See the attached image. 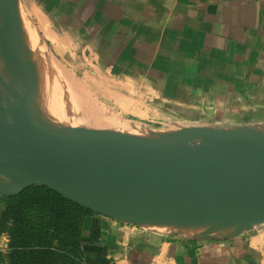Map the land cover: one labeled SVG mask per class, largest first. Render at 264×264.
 Here are the masks:
<instances>
[{
    "label": "crops",
    "instance_id": "1",
    "mask_svg": "<svg viewBox=\"0 0 264 264\" xmlns=\"http://www.w3.org/2000/svg\"><path fill=\"white\" fill-rule=\"evenodd\" d=\"M23 1L71 63L89 65L90 86L101 82L137 122L264 125V0ZM84 232L94 264H264V222L206 239L185 236L210 232L192 223L94 213Z\"/></svg>",
    "mask_w": 264,
    "mask_h": 264
},
{
    "label": "water",
    "instance_id": "2",
    "mask_svg": "<svg viewBox=\"0 0 264 264\" xmlns=\"http://www.w3.org/2000/svg\"><path fill=\"white\" fill-rule=\"evenodd\" d=\"M2 9L5 25L13 31L11 6L0 5ZM7 113L28 131L29 141L49 151L64 168L56 171L34 162L0 134V172L21 175V182L13 187L0 183L2 195L42 185L98 214L133 225L242 221L227 234L177 233L192 238H230L264 222V135L233 133L240 129L264 133V125L159 132L180 141L202 138L206 142L180 149L106 130L97 133L51 117L46 119L50 123L38 121L37 115L23 107ZM43 125L57 128L76 146L59 143ZM88 200H97L106 208Z\"/></svg>",
    "mask_w": 264,
    "mask_h": 264
},
{
    "label": "rangeland",
    "instance_id": "3",
    "mask_svg": "<svg viewBox=\"0 0 264 264\" xmlns=\"http://www.w3.org/2000/svg\"><path fill=\"white\" fill-rule=\"evenodd\" d=\"M0 5L11 6L10 11L14 24V30L10 31L3 19L4 13L2 12L4 10H0V105L6 111H10L15 107L13 100H16L24 103L17 106H26L23 108L27 110L31 109L29 107H34L35 110L39 108L36 112L38 113V121L43 120L50 123L46 120L51 117L50 114L58 115L60 117L56 119L64 123L78 124L89 131H102V128L103 130L106 128V131L118 135L132 136L134 139L141 141L147 139V142H151L152 138L158 135V132L185 127H201L200 125L181 126L161 120L149 121L144 119L141 123L137 122L134 120L133 111H127L128 109L113 105L111 97L102 93L104 88L101 82L95 83V87L90 86L92 82L87 79L89 65L80 62L78 64L71 63L69 56L71 49H63L56 45L55 39L46 30L45 26L40 24L38 18L30 14L23 0H0ZM0 116V122H3L5 127L18 129L22 126L20 122H14L13 117ZM104 124L108 125V129L107 127L104 128ZM110 126L113 130L116 127L117 131L111 130ZM233 132H245V134L254 136L264 135L263 132L247 129ZM163 139L174 144L172 140H168V137L167 140ZM24 141L30 155L37 163L50 169L58 168L59 164L55 158L46 155L44 153L45 149L36 146L34 142L29 141L26 137ZM164 141H158V144H168ZM190 143L189 146H193L192 142ZM12 176L18 177L15 174H12ZM0 180L3 185L8 184L7 186H11V183L1 176ZM2 196L5 195L0 193V214L6 206ZM99 206L101 205L99 204ZM94 213L96 212H85L81 218V242H83L85 234L84 223L88 216ZM195 222L198 223V227L216 233L227 232L232 228L236 229L242 223L240 220L234 221L231 219L213 221L212 224ZM34 233L35 230H33ZM51 233L52 238L49 249L56 252L58 251L59 235L55 230ZM9 242L8 235L2 233L0 235V252L4 253L9 249ZM82 258L85 264H94L87 259L85 251L82 252Z\"/></svg>",
    "mask_w": 264,
    "mask_h": 264
},
{
    "label": "trees",
    "instance_id": "4",
    "mask_svg": "<svg viewBox=\"0 0 264 264\" xmlns=\"http://www.w3.org/2000/svg\"><path fill=\"white\" fill-rule=\"evenodd\" d=\"M2 200L6 206L0 214V235L7 234L10 242L0 252V264H85L81 218L92 210L42 185ZM50 230L59 235L56 252L49 249Z\"/></svg>",
    "mask_w": 264,
    "mask_h": 264
},
{
    "label": "bare ground",
    "instance_id": "5",
    "mask_svg": "<svg viewBox=\"0 0 264 264\" xmlns=\"http://www.w3.org/2000/svg\"><path fill=\"white\" fill-rule=\"evenodd\" d=\"M22 104H24L23 102H20V101H16V100H13V105L16 107L17 105H22ZM17 107H19V106H17ZM23 107H26V106H23ZM0 115H2L3 117L6 115L7 117H13V116H11V115H8V113H7V111L5 110V108H3L1 105H0ZM29 108H31L30 110H31V113H30V115L32 114V113H34L35 115H38V113H36V112H38V110H39V108H37L36 110L34 109V107H29ZM51 115V118H57V117H60V116H58V115H52V114H50ZM19 122V121H18ZM103 125V124H102ZM102 125H100V127H102ZM105 125V124H104ZM44 127H43V129L50 135V136H52L56 141H58L59 143H62V144H66L67 146H69V147H72V148H74L76 145L75 144H71V143H68V141H67V139H66V136H64V133H62L61 131H59V130H57V128H55V127H53V126H50V125H43ZM98 127V126H97ZM105 127H107V129H108V125H105L104 126V128ZM94 128V127H93ZM112 128V126H110V129ZM116 128V127H115ZM114 128V130L115 131H117L116 129ZM98 129H99V127H98ZM106 129V128H105ZM104 129V130H105ZM118 129V128H117ZM101 130H103V128L101 129ZM111 130H113V128L111 129ZM110 130V131H111ZM113 130V131H114ZM248 130V129H247ZM95 131H97V133L98 132H101V131H99V130H95ZM119 132H120V130H118ZM233 133H237V134H242V135H249V134H245V132H233ZM0 134H2L4 137H5V139L6 140H8V141H10V142H14L15 144H17V145H19L21 148H22V150L24 151V153L28 156V157H30L34 162H36L33 158H32V156L30 155V153H29V151H28V148H27V146H26V143H25V141H24V138L28 135V131L23 127V126H21L20 128H18V129H15V128H10V127H5L4 126V123L3 122H0ZM155 135V134H154ZM138 137V136H137ZM141 137V136H140ZM150 137V136H149ZM168 137V140L170 141V140H172L173 142H174V144L172 143H169V142H167V141H164V139L163 138H167ZM148 138V137H147ZM141 139H142V137H141ZM153 140L151 141V142H153V143H157L158 144V141H161V140H163L164 142H167L168 144H170L171 146H175V147H178V148H180V149H185V148H187V147H190L189 145L191 144L190 142H192V144H193V146L194 147H196V146H203V145H206V142L202 139V138H194V139H192L191 141H189V142H187V141H182L183 143H178V142H180V139H177L176 137H171L170 135H164L163 133H159L158 132V135H155V137H153L152 138ZM167 140V139H166ZM145 141H147V139L145 140ZM148 141H150V139H148ZM185 142V143H184ZM190 143V144H189ZM44 153L46 154V155H48V156H51V157H53V155L49 152V151H47V150H44ZM54 158V157H53ZM52 158V159H53ZM51 159V160H52ZM62 168H64V166H62V165H59L58 166V168H52L51 170H60V169H62ZM48 169H50V168H48ZM16 176H18V177H14V176H12V174H2V172H0V176L2 177V178H4L6 181H8L9 183H11V186H7L8 184H6V185H4V186H7V187H13L14 185H16V184H18L19 182H21V175L20 174H18V173H14ZM0 182H1V180H0ZM4 182V181H3ZM1 185H3L2 183H1ZM88 201H90L91 203H93L94 205H96V206H98L99 208H106V204H102V203H100V202H98L97 200L96 201H93V200H88ZM101 205V206H99V204ZM185 223H192V224H196L197 226H198V223L197 222H176V221H172V223L171 222H167V223H159V224H162V225H164V226H170V227H177L178 225H181V224H185ZM237 229V228H236ZM236 229H234V228H232L231 230H228L227 232H222V233H229V232H232V231H234V230H236Z\"/></svg>",
    "mask_w": 264,
    "mask_h": 264
}]
</instances>
